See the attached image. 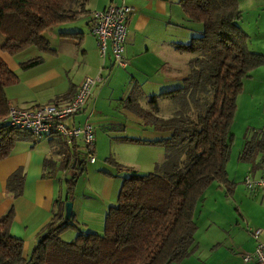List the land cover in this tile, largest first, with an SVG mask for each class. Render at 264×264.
<instances>
[{
	"label": "crops",
	"instance_id": "crops-1",
	"mask_svg": "<svg viewBox=\"0 0 264 264\" xmlns=\"http://www.w3.org/2000/svg\"><path fill=\"white\" fill-rule=\"evenodd\" d=\"M252 2L256 15L264 17V0ZM110 3H124L133 9L127 19V65L121 69L113 65L109 51L104 60L100 58L89 31L90 12L104 9ZM237 3L240 8L241 0ZM76 9V5L71 8ZM83 9L75 19L46 30L44 37L52 52L42 53L32 46L15 55L0 50V59L18 79L4 89L7 106L24 109L65 104L83 76L99 73L104 77L103 82L92 88L83 109L66 123L92 124L97 159V141L101 140L99 135L96 137L97 132L109 144H142L156 147L160 152L162 146L153 142L168 139L171 132L154 130L138 118L132 105L146 109L150 97L180 87V80L185 77L183 68L194 55L180 54L174 45L189 41L197 29L186 21L177 0H88ZM247 34L250 51L264 54V20L249 28ZM38 56L41 57L39 64L26 69L21 67L22 63ZM158 102L157 98V105ZM235 103L229 128L232 142L225 167L230 186L213 182L204 197L201 196L197 203L202 201L199 206L204 207L205 212L201 232L197 227L191 254L175 264H258L253 259L244 261L243 257L253 252L257 241L264 242V187L249 192L243 179L248 174L258 177L264 162V63L243 79ZM4 119L5 116L1 117L0 122ZM130 132L140 138L131 137ZM122 139L150 143H130ZM57 141L65 145L61 138L53 135L19 141L12 152L0 160V217L13 209L10 234L22 240L24 257H28L36 235L52 218L56 199L64 198V181L74 172V152L77 153L75 158L81 159V149L76 142L65 151L73 157L70 156L69 167L53 176L51 171L63 159ZM109 151L101 157H106V162ZM46 161L52 166L45 167ZM156 163L159 162H154L152 168ZM18 169L24 174V188L19 196L13 197L6 191V181ZM106 173L105 176H109ZM121 180L118 175L103 177L101 199L113 200ZM91 207L92 211H86L73 200L74 219L79 230L101 234L109 206L98 202ZM247 228H260L259 237L253 238Z\"/></svg>",
	"mask_w": 264,
	"mask_h": 264
},
{
	"label": "trees",
	"instance_id": "trees-1",
	"mask_svg": "<svg viewBox=\"0 0 264 264\" xmlns=\"http://www.w3.org/2000/svg\"><path fill=\"white\" fill-rule=\"evenodd\" d=\"M87 2L0 0V50L15 55L32 46L42 53L52 52L44 37L46 30L75 19ZM237 2L177 0L186 21L197 29L189 41L174 45L176 52L194 55L187 63L188 74L180 87L150 97L146 109L132 105L138 118L154 130L171 132L168 139L153 142L165 153L153 171L122 178L116 202L105 212L103 232L79 230L73 213L62 223L64 205L72 202L70 188L85 162L82 155L75 158L76 152L74 158L65 153L67 148L57 141L64 156L51 174L66 170L70 156L74 161V172L64 181V198L56 199L52 218L36 235L28 257L23 255L22 240L10 234L13 209L0 217V264H175L191 254L196 230L193 215L202 192L213 182L230 186L225 170L232 142L229 128L242 81L264 63V54L250 51L248 35L239 28L242 12ZM40 62L38 56L21 67ZM17 81L0 59V118L8 109L4 89ZM157 98L174 99L180 107L171 117L160 118ZM32 138L0 122V160L17 142ZM44 166L52 163L46 161ZM23 184L24 174L18 169L8 177L6 191L17 197ZM70 228L76 231L75 237L62 240Z\"/></svg>",
	"mask_w": 264,
	"mask_h": 264
},
{
	"label": "built area",
	"instance_id": "built-area-1",
	"mask_svg": "<svg viewBox=\"0 0 264 264\" xmlns=\"http://www.w3.org/2000/svg\"><path fill=\"white\" fill-rule=\"evenodd\" d=\"M132 11V7L124 3L119 5L110 3L106 8L93 9L89 14V31L94 38L98 55L104 60L107 51H109L113 65L120 69L127 65L125 52L127 19ZM103 80L104 77L99 73L93 76H83L72 98L65 104H44L24 109L9 106L2 122L28 132L35 139L52 135L59 137L67 149H71L74 143L78 142L82 160L87 164H94L96 156L92 124L85 121L79 125H68L66 120L83 109L92 88L96 84L102 83ZM62 156L64 155L62 154ZM243 184L249 192L264 187V162H262L260 175L258 177L246 175ZM247 229L255 239L261 233L260 228ZM251 259L258 264H264V242L257 241L253 252L243 257L244 261Z\"/></svg>",
	"mask_w": 264,
	"mask_h": 264
},
{
	"label": "rangeland",
	"instance_id": "rangeland-1",
	"mask_svg": "<svg viewBox=\"0 0 264 264\" xmlns=\"http://www.w3.org/2000/svg\"><path fill=\"white\" fill-rule=\"evenodd\" d=\"M240 9L242 11V16L240 21L238 22V25L246 34L248 33L249 28L254 26L255 24H258L264 20V17L256 15L255 9L256 6L252 2V0H241ZM248 35V34H247ZM185 69V71H184ZM118 68L115 67L114 71H117ZM185 76L188 74V67L183 68ZM85 77V76H84ZM180 83L178 86L182 85V80H180ZM160 99V102H158V107L160 110V113H158V116L161 117H171L174 112H176L180 106L179 103L174 99ZM181 104V103H180ZM170 113V115H167V113ZM131 133V132H130ZM131 137L138 139L140 138L139 135H135L136 133H131ZM100 137V142H98L97 145V153H98V159L95 164H84L83 169L80 174L77 176V181L73 183V186L70 188V195L72 197V201L75 200L76 206L78 204L80 205V208L84 210H90L93 209V207L98 202H102L105 206H112L115 204V199H117V192L115 193V198L111 200L110 202H106L105 199H101V191H102V185H103V177H110L111 176H119L120 178H124L128 176L131 173H138V174H146L150 171H153L152 164L154 162H161L164 156V149L161 148L160 152H158L156 147H149L148 145L143 146L142 144H122V143H111L104 142L102 139V134L96 133V137ZM110 146V147H109ZM109 148V149H108ZM108 161L104 158H101L102 156H106L104 154H107L108 152ZM95 156H96V149H95ZM106 164V166L104 165ZM107 168H105V167ZM107 172L106 174H109V176H105L104 172ZM217 183V182H216ZM232 186L234 184L232 183ZM209 186L204 190L206 192L208 190ZM63 195L66 193V186L63 187ZM204 192H202V197H204ZM246 193V192H245ZM202 204V201H200ZM199 204V205H200ZM199 205L197 208V214L194 219V223L196 224V230L197 227L199 228V232H201L202 226L204 224V207L202 209ZM196 211V210H195ZM194 211V212H195ZM196 213V212H195ZM202 219V220H201ZM74 223L76 221L74 220ZM73 223V224H74ZM77 225V224H75ZM196 230L195 233H196ZM76 231L74 229H68L65 231V233L62 234V240L64 241H71L75 237Z\"/></svg>",
	"mask_w": 264,
	"mask_h": 264
},
{
	"label": "water",
	"instance_id": "water-1",
	"mask_svg": "<svg viewBox=\"0 0 264 264\" xmlns=\"http://www.w3.org/2000/svg\"><path fill=\"white\" fill-rule=\"evenodd\" d=\"M72 215V202L71 201H67L64 205V215H63V221L62 223L67 222Z\"/></svg>",
	"mask_w": 264,
	"mask_h": 264
}]
</instances>
